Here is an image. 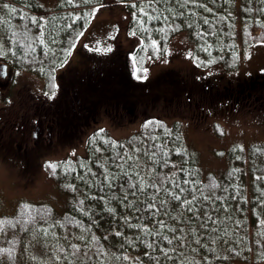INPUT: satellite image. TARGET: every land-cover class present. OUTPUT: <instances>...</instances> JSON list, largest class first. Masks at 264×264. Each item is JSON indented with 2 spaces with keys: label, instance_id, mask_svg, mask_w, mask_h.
<instances>
[{
  "label": "trees",
  "instance_id": "trees-1",
  "mask_svg": "<svg viewBox=\"0 0 264 264\" xmlns=\"http://www.w3.org/2000/svg\"><path fill=\"white\" fill-rule=\"evenodd\" d=\"M115 1L123 5L118 13L120 30L127 28V34L132 36L129 41H135L129 56L117 38L100 47L111 46V53L77 46L73 53L76 58L66 63L77 39L89 28L94 7ZM4 5L15 8L16 12H10ZM142 7L150 15L159 13L162 19L146 20ZM121 14L125 15V21L121 20ZM161 28L163 31H156ZM182 30L192 38L194 66L204 70L220 65L217 77L198 81L194 77L198 71H175L166 65L149 77L137 71V75L146 77L141 80L128 72L130 56L133 55L136 69L145 68L148 58L163 56L170 38ZM0 34L10 63L28 71L29 75L19 82L23 88L31 84L41 87L37 91L41 95L55 91L51 87L53 78L54 82H60L58 95L48 105L26 96L28 90L17 94L16 106L8 109L6 116L2 115L7 121L0 131V160L17 163L20 171L33 176L36 162L44 158L45 173L57 188L70 196L69 206L61 214L49 203L24 199L17 200L11 213L0 212V264H29L32 251L30 255L24 252L36 246L44 253L41 264H232L235 258L264 260V142L243 148L232 145L224 152L227 165L222 171L204 172L186 145L181 122L177 119L167 122L144 114L140 118L137 112L159 104L172 110V106H179L177 101L184 98L182 94L187 90L198 91L200 95L190 100L187 106L190 113L202 120L213 115L210 128L217 135L223 134L218 118L231 117L234 111L253 113L264 120V63L253 69L236 66L245 47L264 40V0H189L186 6L182 0L159 3L156 0H60L52 8L40 6L34 0H0ZM153 40L160 50L156 55H153ZM64 63L65 67L57 73ZM234 67L236 71H230ZM65 68L74 69L75 73L68 74ZM230 77H234L236 89L240 90L234 96L241 95L238 102L225 99L231 92ZM214 92L218 93L217 97L213 96ZM202 96L207 103L203 104ZM219 101L222 105L215 107ZM54 105L58 109L45 108ZM101 111L114 123L122 120L137 123L135 132L118 138L105 128H96L86 135L82 153L46 158L61 146H72L78 137L74 124L83 127ZM47 115L55 117L49 123L50 137L45 131L43 137L25 146L23 137L31 135L38 120L46 124ZM158 145L168 153L166 165L156 164L152 159L153 154L160 158ZM121 158L127 160L132 181L137 184L135 197L127 177L115 181L111 189L104 179L108 173L119 172L116 165L121 163ZM49 164L57 165L55 172ZM70 165L74 170L69 171ZM175 179L189 191L181 194L180 202L171 201L159 215H154L160 208L159 202L170 197L164 192L157 195L155 188L141 193L140 181L171 191ZM185 180L190 183L184 185ZM121 185L128 191L127 200ZM176 192L180 194L179 189ZM154 195L157 196L155 207L143 211L153 203L150 197ZM112 196L119 199L111 200ZM193 196L197 197L194 205L197 211L190 213L183 201ZM80 201L84 203L81 205ZM129 201L136 203L129 208L126 207ZM108 207L115 209L114 215L107 211ZM137 207L140 212L135 211ZM207 216L212 220L204 223ZM157 221L164 223L163 235L146 236L144 229L160 230ZM128 223L138 227L129 228ZM169 228L177 231L170 232ZM163 236L172 240V244ZM149 243L154 247H147ZM254 254L255 257L247 258Z\"/></svg>",
  "mask_w": 264,
  "mask_h": 264
},
{
  "label": "rangeland",
  "instance_id": "rangeland-1",
  "mask_svg": "<svg viewBox=\"0 0 264 264\" xmlns=\"http://www.w3.org/2000/svg\"><path fill=\"white\" fill-rule=\"evenodd\" d=\"M34 1L40 6L46 8H52L60 2V0ZM120 6L122 7L123 5L115 1L110 2L108 5H98L94 7L95 12L92 13L89 28L84 30L83 37L81 36L77 39L75 46L66 62L70 59H73L75 56L73 53H75V48L77 46L100 48L102 46L104 47L108 45L107 43L115 42L117 38L119 39L117 43L124 45V48L122 49L129 56L131 53L130 50L132 49V46L134 45L133 43H135V41L133 39L129 41V37L132 36L127 34V28L126 31L124 28L120 30L122 27L118 21L120 18L118 14L120 11ZM124 12L128 14L126 10H124ZM113 14H118V16L115 15L114 17ZM124 17L125 15L121 14L122 21H125ZM0 37L2 40L1 34ZM170 41L166 49L167 53L165 52L163 56H159L157 58L151 57V59L147 60L145 68H147L148 71L143 73L146 77L155 74L159 69H162L166 66H172V70L175 71L187 70L190 72L191 69L198 71L196 72V75H194L198 81H205L206 77L209 76L212 78L217 77L218 70L221 67L220 65H213L204 68V70L194 66L192 59L193 41L187 31L182 30L175 33L170 38ZM3 54L8 55L9 52L4 50ZM129 59L127 60V69L128 72L133 76V55L130 56ZM263 63L264 40L261 42L252 43L250 46L245 47L240 54V58L238 59L236 66L241 64L240 68L242 69H253ZM235 67L230 69V71L233 69L236 71L237 68ZM230 78V83L232 84L230 85L231 92L227 93L225 99H233L234 102H238L241 95L239 94L238 98L234 96L237 95L238 91L240 90L236 89L237 86L234 77ZM219 88H222V84L219 85ZM197 93L198 91L187 92L186 90V93L182 94V96L185 95L184 98L177 101L179 106H172V110H167V108L163 109V107H160L159 104L155 108L147 107L146 109H138L137 112H139L140 118L142 114H144L148 115L149 117L156 116L162 119L164 118L167 122H171L173 119H177L179 122H181L186 145L195 156L199 168L204 172L213 171L215 173H219L222 171V169H224L227 165V156L224 152L230 146L238 145L239 147L241 146L243 148L252 143L264 142V120H262V117H259L258 115L247 112L236 113V111H234V115L231 117L218 116L219 121L218 119L217 121L223 127V134L221 136L215 134L210 128V123L214 119L212 118L214 117L213 115H210L208 119L204 118V120H202V118L196 119L190 113V109H188L190 106V100H192L193 96V98H196ZM213 96L217 97L218 93L214 92ZM232 97L238 100L236 101ZM201 98L203 99V104H205L206 99H204V96ZM219 105H222V101L217 102L214 106L216 107ZM168 114H170L171 117H161ZM214 121H216V118ZM136 125L137 123H127V121L124 120H122L120 123H114L111 121L110 116L103 112L80 129L78 137H76L74 144L72 146L70 145L71 147L67 145H64L63 147L61 146L57 150L53 151L52 154H49L46 158L59 159L64 157V155H68V153L71 156L82 153L84 149V140L85 137H87L86 135L96 128H105L112 136L119 138L135 132L134 130L137 128ZM43 164L44 158L40 159V161H37V169L34 170L32 174L33 176H30L28 173L20 171L21 169L17 163L15 164L11 161H5L3 159L0 160V212L11 213L16 206L17 200L20 199L33 202L49 203L54 207V211L58 214H61L65 209H67L70 202V196L68 195L69 193L57 188L55 183L45 173L44 168L42 167ZM44 245H47V243ZM37 251H40L41 254H38ZM30 252L31 262H29V264H41L43 258H45L43 250L36 246L34 248L32 247L29 251L26 250L24 253L30 255ZM51 257L52 255H50L49 258ZM248 257H255V254L248 255L247 258ZM232 264H264V260L253 261L248 259L247 261H244L242 259L235 258L233 259Z\"/></svg>",
  "mask_w": 264,
  "mask_h": 264
},
{
  "label": "snow or ice",
  "instance_id": "snow-or-ice-1",
  "mask_svg": "<svg viewBox=\"0 0 264 264\" xmlns=\"http://www.w3.org/2000/svg\"><path fill=\"white\" fill-rule=\"evenodd\" d=\"M69 2H70V0H69ZM156 2L159 3L160 0H156ZM188 3H189V0H182V4L183 5L186 6ZM4 7L7 8L10 12H13V13L16 12V9L15 8H10L8 5H4ZM133 7H135V5H133ZM153 11L155 12L156 10H153ZM141 12H143L144 17L148 21L156 22V21H160L162 19L161 15L159 13L150 15L147 11L144 10L143 7L141 8ZM163 19L166 20L167 17H164ZM204 23L207 24L208 21L205 20ZM156 31H163V29L162 28L161 29H157ZM132 35L135 36L136 33H132ZM152 49H153V55L159 54L160 50L156 48V41L155 40L152 41ZM33 51H34V49H33ZM94 51L97 52V53L103 52V53L107 54V53H111L113 51V48L111 46L106 47V48H103V49L96 48V49H94ZM137 71H142V72L146 73L148 70H147V68L136 69L135 68V63H134L133 76L137 80H141V79H145L146 78V77H142V76L137 75ZM51 87L53 89H55L57 87V85L54 82V78H53V83H52ZM45 95H47L49 99H52V98L55 97L56 92L55 91H52L50 95L47 94V93ZM145 127H147V125H145ZM101 131H103V130H101ZM152 139L155 140V139H157V137H152ZM113 147H116V145L113 144ZM157 151L160 152V158L159 159H156L155 154H153L152 159L154 160V162L156 164H164V165H166L167 164L168 153L167 152H163L162 151V146H159V145L157 146ZM117 156H119V153H117ZM128 159H132V157H128ZM116 167L119 168V172H117V173H108L105 176V178H104L107 181V187L109 189H111L112 186H113V183L115 181L121 180L123 177H127L129 179V181H131L129 183L128 187L134 190L131 194H132L133 197H135L136 194H137L136 191H135V189L137 187V184H136L135 181H132L133 173L128 170L127 160H123V158H121V163H119L118 165H116ZM49 168L52 169L53 172H55V170L57 168V165L56 164H49ZM71 170H74V169L70 165L69 166V171H71ZM96 183L97 184H100V181H97ZM189 183H190L189 180L183 181V184L184 185H188ZM120 187H121V190L124 192V200H127L128 199V191H127V189H125L123 187V185H121ZM147 188H155L157 195H159L161 192H164L166 196L170 197V200L165 199V200H161L159 202L160 203V208L156 209V212L154 213V215H159L160 211L162 209L167 208V206L169 205V203L171 201L180 202L181 201V194L189 191V189L187 187H182L181 186V182L178 179L173 180V182H172V190L171 191H169L166 188L157 187L154 184H145L143 182V180H141L140 183H139V191L141 193H144ZM176 189H179V193L180 194H177ZM100 191L101 192L104 191V185H101L100 186ZM150 198L153 201V203L152 204H149L148 207L146 209H144L143 211H151L155 207V203H156V200H157V196L154 195V196H151ZM110 199L111 200H118L119 197L112 196ZM205 199H207V197H205ZM196 200H197V197L196 196H193V198L191 200H184L183 201V205H184L186 211H188L190 213H194V212L197 211V209L194 207V205L196 203ZM140 202H142V201H140ZM83 203H84L83 201H80V204L81 205ZM105 203L107 204V203H109V201L106 200ZM134 203H136V201H129V203H128V205H126V207L131 208V207H133V204ZM107 211L109 213L113 214V215L115 214V209L114 208L108 207L107 208ZM135 211L136 212H140L141 209L137 207V208H135ZM165 214L168 215L169 213L168 212H165ZM196 219H199V217L197 216ZM211 220H212V217L211 216H207L206 221L204 223H207V221H211ZM157 223L160 224V230L159 231L150 232L147 229H144V234L146 236H162L163 235V231H164V227H165L164 226V223H163V221H157ZM262 223H264V222H262ZM127 226L129 228H137L138 227L137 225L131 224V223H128ZM168 231L175 232V231H177V229H175V228H169ZM181 231H182V229H181ZM116 235L119 236L120 233L117 232ZM93 239H95V238H93ZM137 239H141V238L140 237H137ZM163 239L166 240L169 244H172V242H173L172 240L168 239L167 236H163ZM142 242L147 243L146 241H143V240H142ZM196 243L199 244L200 243V240L197 239ZM147 247L153 248L154 245L151 244V243H149V244H147ZM165 255H167V253H165Z\"/></svg>",
  "mask_w": 264,
  "mask_h": 264
},
{
  "label": "flooded vegetation",
  "instance_id": "flooded-vegetation-1",
  "mask_svg": "<svg viewBox=\"0 0 264 264\" xmlns=\"http://www.w3.org/2000/svg\"><path fill=\"white\" fill-rule=\"evenodd\" d=\"M2 50L4 51L7 49L5 46L2 47V40L0 38V131H1L2 126H3L2 124L7 121V120L3 119L6 116V114L8 113L7 110L12 109L13 106L14 107L16 106V103L18 101V97H17L18 95L17 94H22L24 91L28 90L29 93L26 94V96L29 95L31 98H34V99L36 97V100H39L44 105H48L50 103V100L53 99V98L49 99L48 96L45 95L46 93L49 95L51 94L48 91H46L40 95L37 91L41 87H39L38 85H37V87H39V88L34 87L33 84H31L30 87L23 88L19 84V82L21 80H23L24 76L29 75L28 71L26 69L23 70V69L14 67L9 61V59H10L9 56L4 55ZM66 63H64V65H62V67L58 68L57 73H58V71L63 69V67H65ZM65 70L68 74L75 73L74 69L65 68ZM59 83L60 82H58V80L55 81V84L57 85V87L55 88L56 95H58V91L60 88ZM253 87H255V85L252 84V88ZM35 89H37V90H35ZM34 93H35V96H34ZM45 108H46V110H48V109L51 110L53 108L58 109V107L56 105L50 106V107L45 106ZM2 115H5V116H2ZM47 118H48V122L46 124L43 125L42 123H40V120H38L34 124V127L32 128L31 135L28 137H23V141H24L25 146L28 147L30 145V143L33 142V140L43 137V134L45 131L46 132L48 131L47 136L50 137L51 131H50V124L49 123L55 117H49L47 115ZM74 125H75V131L78 134L80 129L82 128V126L79 123L74 124ZM2 136H3V138L8 139L6 134H2ZM14 142L16 145L19 144L17 142L16 137L14 139Z\"/></svg>",
  "mask_w": 264,
  "mask_h": 264
}]
</instances>
